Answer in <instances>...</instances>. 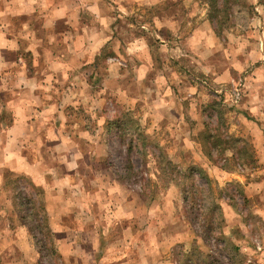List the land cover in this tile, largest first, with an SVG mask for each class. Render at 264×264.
Instances as JSON below:
<instances>
[{
    "label": "crops",
    "instance_id": "obj_1",
    "mask_svg": "<svg viewBox=\"0 0 264 264\" xmlns=\"http://www.w3.org/2000/svg\"><path fill=\"white\" fill-rule=\"evenodd\" d=\"M166 1L0 0V177L10 173L32 189L30 203L41 206L49 232L56 235L52 248L61 264H181L172 251L187 246L192 232H169L174 213L162 219L134 196L118 199L115 180L110 179L111 187L97 176L88 180L80 143H93L88 154L107 156L112 147L100 139V124L128 112L127 83L145 84L150 75L164 82L160 95L171 91L175 108H181L177 120L188 119L178 101L188 89L186 76L174 58L209 54L215 38L201 23L187 39L175 27L167 40L160 32L166 14L146 20L136 12ZM117 21L137 34L123 36ZM183 41L191 48L181 52ZM155 48L173 52L171 61L156 64ZM76 111L90 119L80 123L71 116ZM88 120L97 127L90 129ZM131 221L136 229L116 227ZM16 229L0 226V264L11 250L19 254L11 259L14 264L34 260V245L11 236Z\"/></svg>",
    "mask_w": 264,
    "mask_h": 264
},
{
    "label": "rangeland",
    "instance_id": "obj_2",
    "mask_svg": "<svg viewBox=\"0 0 264 264\" xmlns=\"http://www.w3.org/2000/svg\"><path fill=\"white\" fill-rule=\"evenodd\" d=\"M136 12L146 20L166 14L160 32L167 40L175 27L187 39L205 23L215 38L212 52L199 54L197 63L174 58L188 88L178 98L188 118L182 122L171 91L159 94L164 82L158 75L145 84L129 81L128 112L100 124V139L111 152L88 154L93 143L82 139L87 164L82 173L91 181L97 176L105 187L115 180L118 199L134 196L162 219L174 213L169 232H192L179 254L177 245L172 251L181 264H264V0H167ZM118 24L123 36L138 32ZM180 47L181 52L191 48L185 41ZM172 53L155 48L152 58L156 64L168 62ZM71 116L80 123L90 119L83 111ZM86 125L97 127L90 120ZM33 195L16 176L0 177V226L17 228L11 236L34 245L31 264H61L52 248L56 235L42 219L41 206L30 203ZM122 226L136 229L137 223L116 225ZM18 255L9 251L2 264H14Z\"/></svg>",
    "mask_w": 264,
    "mask_h": 264
},
{
    "label": "trees",
    "instance_id": "obj_3",
    "mask_svg": "<svg viewBox=\"0 0 264 264\" xmlns=\"http://www.w3.org/2000/svg\"><path fill=\"white\" fill-rule=\"evenodd\" d=\"M16 178H17V177H16ZM18 178H20V177H18ZM18 178H17V179H18ZM34 191H35V193H36L37 195H39V192H38V190L34 189ZM42 219H43V218H42ZM43 220H44V219H43ZM234 250L238 251V248H237V247H235V248H234Z\"/></svg>",
    "mask_w": 264,
    "mask_h": 264
}]
</instances>
